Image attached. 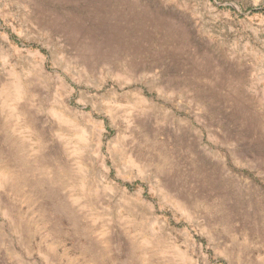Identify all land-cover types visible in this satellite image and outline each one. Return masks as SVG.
Returning a JSON list of instances; mask_svg holds the SVG:
<instances>
[{
    "label": "rangeland",
    "instance_id": "1",
    "mask_svg": "<svg viewBox=\"0 0 264 264\" xmlns=\"http://www.w3.org/2000/svg\"><path fill=\"white\" fill-rule=\"evenodd\" d=\"M0 264H264V0H0Z\"/></svg>",
    "mask_w": 264,
    "mask_h": 264
}]
</instances>
